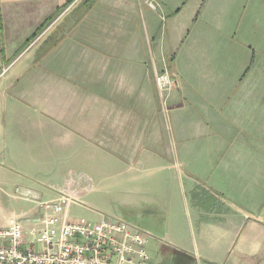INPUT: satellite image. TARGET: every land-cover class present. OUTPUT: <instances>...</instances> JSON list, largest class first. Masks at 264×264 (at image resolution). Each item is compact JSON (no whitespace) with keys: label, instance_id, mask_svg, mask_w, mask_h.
I'll list each match as a JSON object with an SVG mask.
<instances>
[{"label":"crops","instance_id":"obj_1","mask_svg":"<svg viewBox=\"0 0 264 264\" xmlns=\"http://www.w3.org/2000/svg\"><path fill=\"white\" fill-rule=\"evenodd\" d=\"M85 1L0 0V229L16 219L29 237L39 201L56 197L67 180L81 200L89 174L104 175L112 161L131 159L136 172L144 160L162 162L161 124L151 112L157 101L161 112L165 102L179 111L173 92L182 90V64L190 83L198 81L186 94L207 127L224 109L201 104L204 96L237 97L235 112L264 95V0H152L155 8L148 0ZM165 70L176 78L166 93L155 82ZM127 123L134 140L113 138L119 134L110 130ZM125 142L133 156L120 152ZM219 153L238 159L232 148ZM252 201L206 206L196 248L207 264H264V194Z\"/></svg>","mask_w":264,"mask_h":264},{"label":"rangeland","instance_id":"obj_2","mask_svg":"<svg viewBox=\"0 0 264 264\" xmlns=\"http://www.w3.org/2000/svg\"><path fill=\"white\" fill-rule=\"evenodd\" d=\"M139 34L143 35L144 31ZM182 65L185 76L180 81L182 90L173 92L182 105L179 111L168 109L165 102L161 112L157 101L155 111L151 112L157 125L161 124L162 162L144 160L136 172L135 168H128L135 164L131 159H121L123 164L112 161L104 175L89 174L90 187L83 192L80 202L69 208V214L74 217L96 221L111 216L135 223L131 225L149 234L146 249L153 264H207L196 248L201 230L197 221H205L206 206L217 204L219 207L223 199L238 206L251 205L254 198L264 194V95L255 97L253 104L238 105L235 112L233 100L237 97H231L226 103V96L218 97L216 102L204 96L199 99L201 104L214 103L218 109H224L217 114L221 122L207 127L203 121L208 116L192 105V96L186 94L198 81L193 79L190 83L188 75L192 73L188 72L187 65ZM258 68L260 77H264V63ZM258 82L264 86V79ZM167 88L164 93L174 86ZM136 106V113L144 116L145 109ZM232 111L235 120L231 119ZM124 118L128 120L127 112ZM226 124L233 127L226 129ZM128 131L127 123L120 130L112 128L110 134H119L113 136L118 141L134 140L127 135ZM209 134L232 136L235 143H211L203 137ZM118 147L121 153H128L123 149L127 148V142ZM225 148H232L238 159L219 160L216 156ZM133 155L131 151L127 157ZM77 172L84 173V170Z\"/></svg>","mask_w":264,"mask_h":264},{"label":"built area","instance_id":"obj_3","mask_svg":"<svg viewBox=\"0 0 264 264\" xmlns=\"http://www.w3.org/2000/svg\"><path fill=\"white\" fill-rule=\"evenodd\" d=\"M148 5L155 8L152 0ZM171 76L167 70L155 76L160 91L176 85ZM73 189L67 180L56 197L38 202L39 226L29 237L16 219L0 229V264H153L143 230L111 216H71V204L80 202Z\"/></svg>","mask_w":264,"mask_h":264},{"label":"trees","instance_id":"obj_4","mask_svg":"<svg viewBox=\"0 0 264 264\" xmlns=\"http://www.w3.org/2000/svg\"><path fill=\"white\" fill-rule=\"evenodd\" d=\"M92 0H86L85 1V3H89V2H91ZM33 37H34V35H33ZM169 67L171 68V65H169Z\"/></svg>","mask_w":264,"mask_h":264}]
</instances>
